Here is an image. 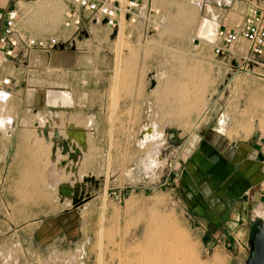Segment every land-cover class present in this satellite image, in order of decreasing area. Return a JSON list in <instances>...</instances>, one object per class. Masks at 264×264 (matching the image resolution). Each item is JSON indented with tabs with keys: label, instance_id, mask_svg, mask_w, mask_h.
<instances>
[{
	"label": "rangeland",
	"instance_id": "obj_1",
	"mask_svg": "<svg viewBox=\"0 0 264 264\" xmlns=\"http://www.w3.org/2000/svg\"><path fill=\"white\" fill-rule=\"evenodd\" d=\"M63 9L64 5L57 0L24 5L25 17L20 29L33 38H55L64 43L61 45L68 52L95 54L97 77L92 76L90 85L81 84L79 70L74 67L75 55L69 57L70 53L64 60L66 66L59 69L74 73H70V79L74 80H69L68 84L76 94L75 99L69 96L71 93L66 89L69 87H65L59 92L57 109H50L56 118L60 115V131L56 129L55 134L64 138L66 133L64 140L68 148L61 150V146L52 144L55 148L50 150L48 159H34L32 174L19 178V189L12 198L17 200L13 201L8 193L4 195L0 214V264H139L141 253L161 248L155 237L165 238L167 254L174 250L173 240L168 237L171 240L166 241V236L171 235H166L163 228L168 227V223L176 235L190 241L195 258L189 259V264H243L244 255L237 259L236 248L227 246L230 241L227 234L220 239L226 243L224 254L211 255V248L219 244L217 238H212L215 234L212 231L221 230L227 218L231 221V210L232 215H242L246 222L244 254L248 257L253 223L257 219L264 220V209L257 208L246 196L244 201L236 199L235 207L226 208L228 215L224 214L225 220L221 217L219 222L220 215L213 216V208L203 207L212 203L218 191L206 194L199 188L203 183L213 184L211 175L195 168L190 172L188 183L180 184L185 165L183 160H175V144L163 140L166 131L168 135L175 134L174 129L166 130L164 125L181 121L186 130L197 129L199 134L205 135L211 129L222 131L221 116H224L225 132L218 136L232 144L236 142L237 146L239 139L250 135H262L264 141L262 83L256 76L244 73L235 76L237 67L232 60L214 58L207 63L193 62L201 59L200 56L208 59L212 56L190 41L184 42L187 46H176L169 44L172 43L169 37L161 41L148 35L141 41L130 42L124 30L117 36L103 23L90 20H84L79 31L70 37V33L60 27ZM170 28L167 24L165 32L172 34L173 39H180L186 32L184 26L174 28L172 33ZM160 31H157L159 37L162 36ZM119 43V84L112 121ZM45 54L47 52H33L31 56ZM31 56L27 59L17 54L8 58L0 66V72L17 68L20 82L26 83L27 72L33 67ZM48 71L52 73V69ZM152 81L155 82L153 87ZM89 86L98 91L96 119L91 127L85 113L88 105L82 102L79 106L85 98L83 94L87 93L84 89ZM132 92L137 95H128ZM64 94L70 97V106L62 104ZM134 99L140 103H135ZM40 109L34 111L35 122L41 120L40 113L37 115ZM78 119L82 124L75 125ZM70 124L75 127L71 128ZM150 126L156 127L163 137L143 145L140 143L142 132ZM75 128L82 130L85 137L74 131ZM209 146L206 158L213 157L219 148ZM260 159L264 162V144ZM144 162L151 164L146 174L143 173ZM237 170L236 167L220 186L236 179ZM241 204L245 205L244 209L239 208ZM152 213L157 217L155 223L150 221ZM13 217L18 222H6ZM101 231L103 240H100ZM207 235L211 237L206 240Z\"/></svg>",
	"mask_w": 264,
	"mask_h": 264
},
{
	"label": "crops",
	"instance_id": "obj_2",
	"mask_svg": "<svg viewBox=\"0 0 264 264\" xmlns=\"http://www.w3.org/2000/svg\"><path fill=\"white\" fill-rule=\"evenodd\" d=\"M8 2L0 0V10L2 8L5 10L10 7L11 2ZM251 4H257L260 7H264V0H142V5L146 7V13L151 15L153 19H159L162 21V26L160 28L162 36L159 37L158 32H156L155 34H152L151 37L154 39L157 38L161 41L166 40L169 37L170 42H172L169 44L176 46H187L186 43L184 45V42L190 41L193 44H197L198 47L201 46L205 48L209 55L212 56V59L200 56L201 59L193 61L202 63H207L209 60L214 61L213 59L215 58L212 54L213 47L208 42L211 41V38L208 36L213 32V29H236V26H240L244 22L248 8ZM155 11H157L158 14L152 15V12ZM167 24L171 27V33L175 30L174 28L181 26L185 27L186 32L180 39H173L172 34L169 33V35H166L165 27ZM205 27H208V32L203 31ZM109 30L112 33L114 32L111 29ZM122 30H124L123 34H127V36L129 35V38L127 37L126 39L130 42L139 41V39L141 41L143 36L148 37V35H145L144 25L142 23L125 26ZM119 44L120 54L118 71L121 55V43ZM245 48L246 44L244 43L236 46V50L238 51H244ZM35 52L39 53L40 51ZM72 52L74 51H66V48L63 45L62 47H57L56 51H50L45 55L31 56L33 67L30 72H27L28 77L26 83L20 82V71H18L17 68L10 67L7 68L4 73L0 72V95L4 96L3 99H0V214L2 211L1 203L3 202L4 195L8 193L9 196H11V199L13 198V195L15 196L14 193L19 189V178L21 179L24 176L28 177V175L32 174L34 159H48L50 150L56 147L55 143H59L60 140L65 141L66 133L64 134V138L63 136L60 138L59 133H57L58 135L55 134L56 129L60 131L59 112L54 111V113L59 115L57 116L58 118H56L54 114H51L53 111L50 109H57L60 103V100L58 99L59 92L65 87H69L66 88L71 93L69 96L74 99L76 97L74 90L70 88L71 84H68L69 80H74L73 77L70 79V73H74L69 71H59L61 67L64 68V64L66 66V61L64 60H66L69 53V57H71ZM74 53L91 55L94 67L79 68V71H77L81 75L78 80L84 82H81V84L90 85L92 76L95 75L97 77V73L94 70L98 67V59L95 54L91 52L83 51ZM56 55H58V60L55 59ZM73 58L76 59V57ZM83 58H79V61L85 62V59ZM218 59H221V57ZM49 68L52 69V73L51 71H48ZM63 72H66L67 74L65 75ZM7 76L11 79V85H1L2 77ZM117 76L115 78L116 80L118 78ZM84 90L87 93L83 94L85 98L81 99L83 101L79 103V106L82 102L88 105V107H86L87 109L85 108V113L88 114L86 118L90 119V125H88V127H91L95 123V120L93 119H96L95 113L97 111L98 91L91 86ZM115 93L116 89L114 88L112 94L113 105L111 104L112 121H114L113 116L116 110ZM128 95L136 96L137 93L132 92L128 93ZM69 96L68 94L61 96V101L64 106H70L72 104ZM6 101L9 103H6ZM133 101H135V99ZM139 101L140 100L137 99L135 103H140ZM38 108H41L37 113L38 116L40 113L41 120L37 119L35 122L34 111ZM3 114H6L7 116H2ZM221 117L223 120L220 128L222 131L220 132L211 129L209 130V133L205 135L202 133L199 134L197 129L193 130L192 128L186 130V125L180 121L164 125L166 130L168 128L174 129L173 132L175 134L168 135V132L166 131L165 137L163 138L165 142L168 140L170 144H175V160H183L185 165L183 167L184 172L179 178L181 185L185 186L186 182L189 180L190 172H193L195 168L202 169L204 172H209L211 179H213V184L209 185L208 183H203V185L199 187L200 191L206 194H210L211 191L214 192L215 190L218 192L216 197L212 199L211 204L202 205L203 207L213 208V216L216 213V215H220L218 217L219 222L224 214L228 215V212L225 210L226 208L231 209L232 207H235L237 204L235 203L236 199L241 200L243 198L244 201L246 196L248 197L249 202H254L256 204L257 208L264 209V162L260 159L261 154L263 153V136L250 135L245 139H239L238 146L236 142L235 144H232V141H229L225 137L223 139V137L217 135H221V132H225V127L223 125L225 117ZM80 121L81 119H78L74 124L78 125ZM74 124L72 125L75 127ZM72 125L70 124V127L74 128ZM111 128L113 129L112 126ZM74 131L81 133L83 137H85L82 130L75 128ZM54 135L58 136L56 141H54ZM160 136L159 140L163 137L161 134ZM84 141L85 138L83 142L80 143L81 148L84 147ZM52 144H54L55 147H52ZM208 144L216 145L219 148L217 152L213 153V157L210 156L206 158L204 155L206 156L208 153L206 152L210 147ZM227 144L228 146H226ZM62 147L63 146L60 147L61 150ZM64 149L66 150V148ZM222 149L224 152L220 151ZM38 150H41V152ZM178 153H181L182 156L180 157ZM236 167L238 169L237 171H239V176L221 187L220 184L225 183L227 177L233 173ZM184 182L185 184H183ZM187 187L192 190V187ZM12 200H17V198L15 197ZM244 207V204L239 205V208L241 209H244ZM233 213L234 212L231 210V214L229 213V219H231V221L228 222L227 218L226 221L223 222L221 230L213 229L212 232L215 234L212 238H217L219 244L211 248V255L214 257L216 255L224 254L223 251L226 249V243L221 242L220 239L227 234L230 236V241L227 246L230 248H236L237 259H240V257L244 255V264L247 259V256L244 254V247H247L244 239V226L246 222L241 218L242 215H232ZM223 220H225L224 217ZM6 222L10 223L18 221L13 217V219L6 220ZM215 230H217V232H214ZM227 232H230V234ZM209 237L211 236H204V239H210Z\"/></svg>",
	"mask_w": 264,
	"mask_h": 264
},
{
	"label": "built area",
	"instance_id": "obj_3",
	"mask_svg": "<svg viewBox=\"0 0 264 264\" xmlns=\"http://www.w3.org/2000/svg\"><path fill=\"white\" fill-rule=\"evenodd\" d=\"M40 0H11V5L0 11V66L8 58L19 54L27 58L35 51L50 52L61 41L55 38H33L24 34L20 26L25 15L24 5H31ZM64 5L60 27L70 37L76 34L84 20L101 22L107 28L119 34L123 26L138 23L144 25L145 35L157 32L162 21L153 19L146 13L142 0H57ZM158 12H152L157 15ZM215 58L232 60L236 64L235 76L244 73L256 76L264 87V7L251 4L247 16L236 29H213L208 36ZM246 44L244 53L236 50V46ZM1 85H11L10 77L1 79Z\"/></svg>",
	"mask_w": 264,
	"mask_h": 264
},
{
	"label": "bare ground",
	"instance_id": "obj_4",
	"mask_svg": "<svg viewBox=\"0 0 264 264\" xmlns=\"http://www.w3.org/2000/svg\"><path fill=\"white\" fill-rule=\"evenodd\" d=\"M50 8H51V6H50ZM123 27H122V29H123ZM207 28L208 27H205L203 31L208 32ZM119 54H120V44H119V47H118L117 65H116V67H117L116 68V76L118 75L117 76L118 77L117 78V84H116V79H115V86L117 85L116 86L117 87L116 88V93H115L116 94V97H117L118 84H119V82H118V80H119V71H118ZM3 98H4V96H1L0 95V99H3ZM111 132H112V130L110 129V133ZM159 136H160V134H158L156 128L154 126H150V127L146 128V129H144V131L142 132L141 142L140 143L144 145V144H146L148 142H155L159 138ZM60 143L61 144L58 145V146H63L66 149L68 148L66 141H60ZM108 156H110V153H108ZM143 166H144L143 167V173L146 174L148 172V170H150L151 164L150 163L147 164L146 162H144ZM107 172H108V170H107ZM156 218L157 217H155L153 215V213H152L151 214V219H150L151 223L157 222V219ZM166 226H163V228L165 229V231L164 230L163 231L166 233V235L167 234L171 235V236H166L165 235L167 237L166 238V241L169 238H171L173 240L172 242L174 243V247H173L174 250L172 252L170 251L167 254V252H165L166 251L165 250V245H166L165 238H163V237H155L156 240H157V242L159 243V245H161L162 250L159 247L160 249H156L155 251L146 250L145 252L141 253L140 257L138 258V263L139 264H189V259L195 258L194 251L192 249L191 244L189 243L190 241H188V239L185 238L184 236H178V235H176V233H174V231H173V228H172V225L171 224L168 223V227H166ZM148 231H150V230H148ZM101 239L103 240V232H102V236H101L100 240ZM145 239L146 238H144V240ZM171 239H169V240H171ZM99 243H101V241ZM100 247L102 249V243H101V246ZM169 248H167V249H169ZM101 249H100V251H101Z\"/></svg>",
	"mask_w": 264,
	"mask_h": 264
},
{
	"label": "water",
	"instance_id": "obj_5",
	"mask_svg": "<svg viewBox=\"0 0 264 264\" xmlns=\"http://www.w3.org/2000/svg\"><path fill=\"white\" fill-rule=\"evenodd\" d=\"M63 45L58 44L56 47H62ZM76 57L74 67L79 68H93V61L90 54H80L72 52ZM84 57V58H83ZM58 55H56V58ZM79 58L85 59V62H80ZM58 60V59H57ZM89 61V62H88ZM65 67V65H63ZM152 87L155 85V82H151ZM244 264H264V221L257 219L253 223V228L251 230L250 239H249V252L248 257L245 260Z\"/></svg>",
	"mask_w": 264,
	"mask_h": 264
},
{
	"label": "flooded vegetation",
	"instance_id": "obj_6",
	"mask_svg": "<svg viewBox=\"0 0 264 264\" xmlns=\"http://www.w3.org/2000/svg\"><path fill=\"white\" fill-rule=\"evenodd\" d=\"M56 49H57V47H56V48H54V51H56ZM57 137H58V136H55V135H54V141H56V140H57ZM60 141H63V140H60ZM55 144H56V145H59V144H61V143H60V142H59V143H57V142H56Z\"/></svg>",
	"mask_w": 264,
	"mask_h": 264
}]
</instances>
